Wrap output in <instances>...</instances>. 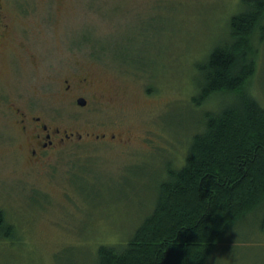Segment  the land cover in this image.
<instances>
[{
    "label": "rangeland",
    "instance_id": "obj_1",
    "mask_svg": "<svg viewBox=\"0 0 264 264\" xmlns=\"http://www.w3.org/2000/svg\"><path fill=\"white\" fill-rule=\"evenodd\" d=\"M14 2L26 10L12 14L17 44L0 62V211L9 227L0 234V264H96L99 246L125 242L150 213L158 182L183 163L204 115L229 103L220 95L199 106L191 99L198 64L227 38L229 18L243 6ZM262 26L250 40L247 86L264 108ZM84 77L89 87L77 85ZM11 108L60 129L41 161L29 163ZM64 133L71 136L61 143ZM258 218L233 227L206 264H264Z\"/></svg>",
    "mask_w": 264,
    "mask_h": 264
},
{
    "label": "trees",
    "instance_id": "obj_2",
    "mask_svg": "<svg viewBox=\"0 0 264 264\" xmlns=\"http://www.w3.org/2000/svg\"><path fill=\"white\" fill-rule=\"evenodd\" d=\"M228 36L198 64L199 106L215 95L229 100L207 112L183 163L168 167L150 213L128 240L101 245L96 264H206L226 234L248 215L264 234V108L250 94L255 69L250 40L263 29L264 0H241ZM257 219V218H256ZM0 211V234L7 228Z\"/></svg>",
    "mask_w": 264,
    "mask_h": 264
},
{
    "label": "flooded vegetation",
    "instance_id": "obj_3",
    "mask_svg": "<svg viewBox=\"0 0 264 264\" xmlns=\"http://www.w3.org/2000/svg\"><path fill=\"white\" fill-rule=\"evenodd\" d=\"M21 8L14 0H0V62L3 56L6 55V52L10 50L14 51V46L17 44L14 25L12 23V14L14 12L19 14L24 13L26 9L23 10ZM18 44L19 47L24 48V42L21 41ZM77 85L89 87L91 82L88 80V77H84L78 80ZM65 89L69 91L70 85H67ZM10 103L14 104L15 102L11 100ZM11 109L12 114L16 118V125L19 126L20 132L24 137L29 163L33 164L41 161L44 156L50 154L54 145V137L60 134V129L58 127L50 128L49 125L42 122L40 117L33 116L19 108ZM70 136L71 134L64 133V136L59 139V142L62 143L64 139ZM103 136L105 137V135Z\"/></svg>",
    "mask_w": 264,
    "mask_h": 264
},
{
    "label": "water",
    "instance_id": "obj_4",
    "mask_svg": "<svg viewBox=\"0 0 264 264\" xmlns=\"http://www.w3.org/2000/svg\"><path fill=\"white\" fill-rule=\"evenodd\" d=\"M77 104L80 105V106H84L86 104V101L84 98H79L77 100Z\"/></svg>",
    "mask_w": 264,
    "mask_h": 264
}]
</instances>
